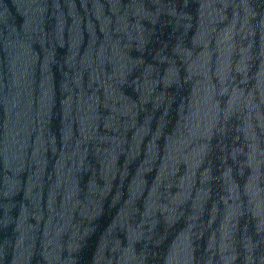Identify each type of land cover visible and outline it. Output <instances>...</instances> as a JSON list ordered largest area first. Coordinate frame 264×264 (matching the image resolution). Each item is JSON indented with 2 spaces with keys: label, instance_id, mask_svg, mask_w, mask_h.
Masks as SVG:
<instances>
[{
  "label": "water",
  "instance_id": "obj_1",
  "mask_svg": "<svg viewBox=\"0 0 264 264\" xmlns=\"http://www.w3.org/2000/svg\"><path fill=\"white\" fill-rule=\"evenodd\" d=\"M0 264H264V0H0Z\"/></svg>",
  "mask_w": 264,
  "mask_h": 264
}]
</instances>
